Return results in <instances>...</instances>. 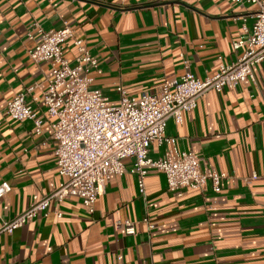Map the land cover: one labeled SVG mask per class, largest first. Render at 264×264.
<instances>
[{
	"label": "crops",
	"instance_id": "1",
	"mask_svg": "<svg viewBox=\"0 0 264 264\" xmlns=\"http://www.w3.org/2000/svg\"><path fill=\"white\" fill-rule=\"evenodd\" d=\"M254 12V5L233 0H0V183L10 185L0 219L13 218L63 180L53 119L41 101L51 67L25 53L39 38L27 36L33 22L44 30L67 23L98 60L91 87L116 105L119 86L140 97L186 70L204 78L235 61L242 49L234 42L243 27L251 29ZM64 55L75 57L72 40ZM252 73L234 89L208 91L180 123H166L177 151H191L201 168L226 174L219 191L210 182L204 190L170 191L164 174L150 168L140 195L133 160L125 159L124 173L111 176L92 213L70 197L51 203L46 217L0 233V264H264V60ZM30 86L26 99L43 119L40 134L32 121L5 111ZM166 148L152 143L149 157ZM125 220L134 223V234L116 227Z\"/></svg>",
	"mask_w": 264,
	"mask_h": 264
},
{
	"label": "built area",
	"instance_id": "2",
	"mask_svg": "<svg viewBox=\"0 0 264 264\" xmlns=\"http://www.w3.org/2000/svg\"><path fill=\"white\" fill-rule=\"evenodd\" d=\"M233 1L255 6L251 29L243 27L245 35L234 42L235 49H242L235 61L221 63L215 73L204 78L186 70L179 78L161 84L154 93L145 92L140 97L127 95L119 86L120 99L116 105H111L105 95L91 87V72L99 71L98 60L85 48L81 38L73 36L72 28L63 23L56 29L44 30L33 22L27 36L33 38L35 32L39 38L25 53L34 62L45 61L51 67L41 101L46 116L53 119L54 156L63 180L13 218L0 219V233H12L39 214L46 217L51 203L70 197H79L92 213L97 197L111 176L122 175L124 160L129 158L133 160L130 172L137 177L140 195L144 194V177L150 168L164 174L170 191L204 190L209 182L213 191H219L220 181L226 174L201 168V158L191 151H177L174 139L165 136V128L170 118L180 123L182 113L194 109L208 91L234 89L253 79V67L264 60V0ZM68 40H72L76 49L72 61L64 55ZM33 89L34 86L27 87L8 100L5 111L11 119L32 121L34 132L40 134L43 119L26 99ZM37 100L38 97H32V101ZM155 142L166 144L167 148L161 157L152 159L149 147ZM251 177L255 178L256 174ZM9 191L10 185L1 182L0 199ZM143 221L149 228L153 227L147 217ZM116 227L127 235L135 233L132 221H117Z\"/></svg>",
	"mask_w": 264,
	"mask_h": 264
}]
</instances>
